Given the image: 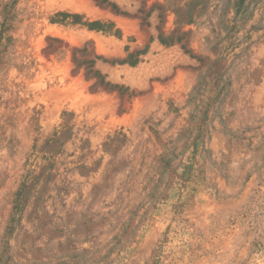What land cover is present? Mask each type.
Instances as JSON below:
<instances>
[{
  "label": "rangeland",
  "instance_id": "374dc122",
  "mask_svg": "<svg viewBox=\"0 0 264 264\" xmlns=\"http://www.w3.org/2000/svg\"><path fill=\"white\" fill-rule=\"evenodd\" d=\"M105 1L0 0V264H264V0Z\"/></svg>",
  "mask_w": 264,
  "mask_h": 264
},
{
  "label": "trees",
  "instance_id": "16d2710c",
  "mask_svg": "<svg viewBox=\"0 0 264 264\" xmlns=\"http://www.w3.org/2000/svg\"><path fill=\"white\" fill-rule=\"evenodd\" d=\"M102 2H106V1L105 0H102ZM110 5H111V8L114 10V12L126 15V13L120 12L114 4H110ZM61 16L64 17L63 20H65V19H71L73 23H77V24H80L82 26H85L89 30H101V31H104V32H107V33H111V34H113L115 36H120V33H119V31L117 29H115L114 31H112L113 25L110 24V23L109 24H105V23L103 24V23L98 22V21H96V22H90V23L89 22H82L81 21V17H79L77 15L61 14ZM178 41L179 40H177V42ZM160 42L163 43V44H165V45L171 44L169 37L161 39ZM147 50H148V48H145L142 51L136 52L135 53V56L136 57H133L134 55L129 54L127 56V59L120 61L119 64H125V63H127L130 66H134V65H136L138 63V56L145 54L147 52ZM96 60H100V58L99 57H96ZM93 65H94L93 62H90L89 67H91ZM92 75H93V77L99 79V83L100 84H103L102 79H101V77H100V75H99V73L97 71H94L92 73ZM104 86L105 87L106 86H109L110 88H115L116 87V86L109 85L108 83H105ZM201 124H203V123H201ZM197 132H198V135L195 136V137H193V140L191 142V146L193 147V152H192L193 154L196 153V151H197V149H196V146H197L196 140L201 137V135H200V133H201V127L200 126H197Z\"/></svg>",
  "mask_w": 264,
  "mask_h": 264
}]
</instances>
